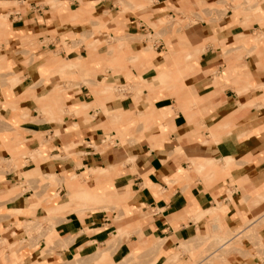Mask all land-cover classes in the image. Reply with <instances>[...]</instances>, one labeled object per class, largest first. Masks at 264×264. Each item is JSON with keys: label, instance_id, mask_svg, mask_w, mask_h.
I'll return each mask as SVG.
<instances>
[{"label": "crops", "instance_id": "1", "mask_svg": "<svg viewBox=\"0 0 264 264\" xmlns=\"http://www.w3.org/2000/svg\"><path fill=\"white\" fill-rule=\"evenodd\" d=\"M0 1V264H264V0Z\"/></svg>", "mask_w": 264, "mask_h": 264}, {"label": "rangeland", "instance_id": "2", "mask_svg": "<svg viewBox=\"0 0 264 264\" xmlns=\"http://www.w3.org/2000/svg\"><path fill=\"white\" fill-rule=\"evenodd\" d=\"M134 5H136L135 2L130 1ZM0 6L2 9H5L9 4L0 1ZM0 7V9H1ZM220 8V7H218ZM213 11V10H211ZM176 20H180L179 18H176ZM0 21H2V14L0 13ZM6 36L3 38L5 39ZM0 38H2V33H0ZM1 41V40H0ZM63 43V42H62ZM67 52H69L70 49H65ZM108 90H111L108 89ZM49 178V179H48ZM47 179L43 177H39V185L45 183L48 181L50 184H53V179L48 177ZM85 207V205L82 204H76L69 208L65 209H52L50 208L48 210V215L53 214H65L70 211H79L82 210ZM217 215L216 213L213 214V216ZM218 216V215H217ZM222 228L219 226V224L214 223L213 228L209 229L208 236H198L196 240L190 241V242H182L180 244V251L186 252L188 254H185L189 258H186V264H237L239 259L245 258L248 253H245L241 251V240L246 237L252 239L253 237V231H248L247 233H243L241 235H237L239 230L231 232L228 229H225L224 231L221 230ZM56 236V235H54ZM54 236H48V242H54ZM253 240V239H252ZM159 244V241H156L155 243H152V245H148V249L152 251V249H156ZM1 246V242H0ZM262 248V249H261ZM260 249V252L264 254V250L262 245L260 244V247H258V250ZM2 249L0 248V255H2ZM12 257L16 255V253H11ZM178 258V253L174 254L172 259L175 261ZM33 264H38V262H35ZM121 264V263H120Z\"/></svg>", "mask_w": 264, "mask_h": 264}]
</instances>
